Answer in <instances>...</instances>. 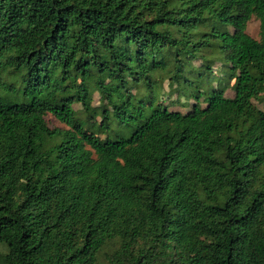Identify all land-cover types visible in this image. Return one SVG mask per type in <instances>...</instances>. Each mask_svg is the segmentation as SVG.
Returning <instances> with one entry per match:
<instances>
[{"label": "trees", "instance_id": "1", "mask_svg": "<svg viewBox=\"0 0 264 264\" xmlns=\"http://www.w3.org/2000/svg\"><path fill=\"white\" fill-rule=\"evenodd\" d=\"M255 101L264 0H0V264H264Z\"/></svg>", "mask_w": 264, "mask_h": 264}, {"label": "rangeland", "instance_id": "2", "mask_svg": "<svg viewBox=\"0 0 264 264\" xmlns=\"http://www.w3.org/2000/svg\"><path fill=\"white\" fill-rule=\"evenodd\" d=\"M247 33L254 39H258L259 38V21L253 16L251 17V19L248 21L247 23ZM196 65L199 64L198 61L195 62ZM218 68V66H217ZM214 72H216V68L214 70ZM161 88L160 89H157L155 90V93L157 94L158 96V100L170 107L171 109H174V110H181V107L179 104L175 103L176 101V98H177V95L176 93H169V88L167 86V81L165 80L164 83L161 84L160 86ZM132 94L134 95V97L136 98H146L147 97V92L146 90L141 87V86H136V87H133L132 88ZM232 91L231 90H228L226 92V96H229L231 97L232 96ZM184 102V99L183 98H180V103H183ZM192 103V101H190ZM99 104V94L95 91L93 92V95H92V106H98ZM255 104L260 108V109H263L264 110V101H255ZM73 109L77 112V115L80 119H82L83 121L87 122L88 123L91 121V119H89L88 117V114H86L81 105L79 103H74L73 105ZM184 111V110H182ZM89 119V120H88ZM100 118L99 117H96L95 118V122H99ZM47 122L50 126V128H63V129H66L65 125L59 123L58 121H56L52 116L48 115L47 116ZM100 136L103 138L104 135L100 134ZM118 241L115 240V241H111L110 243L106 244L100 251L99 255H98V260H97V263L96 264H109L106 260V256L110 253L113 252V250L117 247V243Z\"/></svg>", "mask_w": 264, "mask_h": 264}]
</instances>
